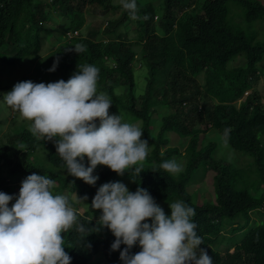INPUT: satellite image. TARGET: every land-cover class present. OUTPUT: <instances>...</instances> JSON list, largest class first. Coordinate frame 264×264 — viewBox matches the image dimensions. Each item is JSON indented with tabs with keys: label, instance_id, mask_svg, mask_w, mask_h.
Instances as JSON below:
<instances>
[{
	"label": "trees",
	"instance_id": "1",
	"mask_svg": "<svg viewBox=\"0 0 264 264\" xmlns=\"http://www.w3.org/2000/svg\"><path fill=\"white\" fill-rule=\"evenodd\" d=\"M232 2L238 5L239 12L230 19ZM136 4L139 18L135 39L124 37L128 33L122 28L131 18L123 9L118 18L107 21L102 32L101 21L86 35L63 44L66 33L85 28L88 14L107 17L122 7L113 0H0V50L6 45L15 47L10 64L30 58L47 61L52 67L58 61L56 70L48 72L57 73L64 81L77 73L78 65L96 66L98 93H107L112 104L141 121L143 138L152 147L149 164L143 165L139 176L133 175L136 166L121 176L98 165L93 175L99 178L95 185H88L68 175L64 161L56 153L55 140H38L27 129L15 135L7 132L0 140V192L18 198L10 185L13 178L16 181L33 173L47 175L55 180V191L77 194L80 199L87 197L88 208L83 213L75 208L77 219L86 228H95L102 214L91 208L97 190L126 177L131 192L143 188L158 205L183 201L192 207V220L203 239L200 247L213 264H264V223L257 222L264 219V188L259 197L251 192L254 183L257 190L264 187V107L255 90L264 75L259 66L264 62V43L258 41V32L245 29L258 21L264 28V0H162L161 15L153 2L141 6L136 0ZM50 12L62 15L63 29L55 28L61 37L50 54L41 58L43 43L52 37ZM77 45H82L84 51L76 53ZM106 57L115 61V68ZM239 59L245 63L233 66ZM136 62L140 68L148 69L147 89L141 97L135 94ZM201 75L205 76L204 84L199 81ZM247 91L250 93L245 95ZM124 96L126 101L121 99ZM154 114L160 121L157 135L152 127ZM95 123L99 126L100 122ZM225 129L229 130L226 139ZM210 132L219 134L231 150L249 158L242 160L243 164L239 160L216 159L217 142H203ZM170 133L188 139L183 149L186 165L179 175L158 168L161 162L181 156V147H169ZM38 149L45 152L47 166L32 161L41 156L34 154ZM84 163L87 166V158ZM201 169L203 177L215 173V198L202 203L199 197L201 203H196L188 187L197 180L193 181ZM14 203L10 201L9 208ZM160 207L171 215V210ZM241 216V221H235ZM249 225L253 226L240 242L223 243L226 237H233ZM62 237L71 264H101L91 262L97 255L108 264H123L120 252L126 246L121 244L119 250L112 251L116 238L107 228L81 234L74 225ZM141 250L137 243L130 255Z\"/></svg>",
	"mask_w": 264,
	"mask_h": 264
},
{
	"label": "clouds",
	"instance_id": "2",
	"mask_svg": "<svg viewBox=\"0 0 264 264\" xmlns=\"http://www.w3.org/2000/svg\"><path fill=\"white\" fill-rule=\"evenodd\" d=\"M120 3L131 19L139 18L136 0ZM106 26L107 23L101 25V32ZM80 34L82 31L68 32L66 38L72 40ZM103 38L108 43L105 35ZM9 47L15 53V47ZM74 50L79 54L84 48L77 45ZM105 59L116 67L112 58ZM57 64L58 61L49 71L54 72ZM98 74L94 65H78L77 73L67 81H23L4 95L7 106L32 122L27 130L34 138L55 140L56 153L64 161L68 175L88 185H95L98 180L93 175L98 165L121 176L136 166L133 175L139 176L150 150L148 141L141 139L143 131L139 126L123 122L120 114L109 115L112 101L107 93H98ZM6 90L10 89L0 87L1 96ZM228 134L225 129V139ZM158 168L169 174L183 171L175 160H165ZM11 182L18 198L0 192V264H71L62 233L74 225L81 234L110 230L116 238L111 250H119L121 244L126 246L120 252L123 264H213L207 251L200 247L203 239L192 220L195 210L183 201L168 204V216L147 190L138 187L133 193L123 183H105L91 203V208L102 212L97 227L86 228L78 222L77 210L68 198L52 193L56 182L49 176L33 173ZM12 200L15 203L9 208ZM78 200L85 201L87 197ZM148 220L151 223L145 222ZM137 243L142 250L130 255Z\"/></svg>",
	"mask_w": 264,
	"mask_h": 264
},
{
	"label": "rangeland",
	"instance_id": "3",
	"mask_svg": "<svg viewBox=\"0 0 264 264\" xmlns=\"http://www.w3.org/2000/svg\"><path fill=\"white\" fill-rule=\"evenodd\" d=\"M138 2H140L141 6H145L148 3L153 2L154 5L156 6V10H157L158 15L159 14L161 15L160 10H161L162 6L160 5V3H162V0H140V1L138 0ZM113 4L121 6L120 0H113ZM229 9H230L229 18L232 19L233 16L239 12V7L237 4L232 2L229 4ZM123 11L124 10L122 8L117 13H113V14L111 13V14L107 15V17L106 16H104V17L95 16L92 14H88L86 17L87 23H86L85 28L82 30V35H86V33L88 32L89 29L96 28V24H98L101 21H102V23H107L108 20H114V19L118 18L122 14ZM185 12H188V11H185ZM50 15H51L50 19L52 21V24L49 27H51L50 31H51L52 37L48 38L43 43L42 51H41V58H45L47 55L50 54L49 52L55 47L54 45H56V41H57L58 36L60 35V37H61V32L58 33L57 31H60L61 29H63L64 19H63L62 15L59 13L56 14L54 12H52V13L50 12ZM55 28H57L56 29L57 31H55ZM245 29L247 32H258V34H260L258 41L261 43H264V28H263L261 22L258 21L255 24L253 23V24L248 25L247 27L245 26ZM137 30H138V24L136 22V19L129 20L127 22V24L122 28V32L128 33V36L127 37L124 36V37L129 39V40H133L137 37V33H138ZM157 31L160 32L158 29H157ZM62 43L68 44L67 38L66 39L63 38ZM13 52H14L13 48L9 47V46H4L0 50V87L1 86H3V87L7 86L10 89V90L4 91L2 93V97L0 98V140H2L5 137V135L8 134L7 132L15 135L23 129H29L30 123H32L30 121L23 119L18 112L13 111V109L10 108L9 106H7V104L4 101V95L7 94L8 92H10L13 89L15 84H17L19 82H23V81H32L33 83L48 84V83H54V82L61 80L60 76L57 73L50 74L48 72V70L52 67H51V63L48 64L47 61H43V62H40L39 60L33 61L32 59L29 58V59L23 60L20 63H15V64L6 63L5 61L9 60L10 57H12L15 54ZM244 63H245V61L243 59H239L233 63V66H240V65H243ZM259 66L263 68V73H264V62L259 64ZM134 67H135L134 71H135V82H136L135 94L137 95V97H141L146 93L148 69L146 67L140 68L139 62H136ZM199 81H200V83L204 84L205 76L201 75L199 77ZM255 90H256L257 94L259 95V97L262 99L261 101H262V104L264 107V75L261 76V80H260L259 84L257 86H255ZM249 93L250 92L247 91L245 93V95H248ZM121 99H122V101H126L127 97L124 96ZM119 114L123 117V122L134 124V125H137L140 128H142L141 121L136 120L134 117L129 115L126 111L125 112L122 111L119 106L112 104L111 107L109 108V115H119ZM158 119H159L158 114H154V116H153V121H154L153 123L154 124L152 125L154 135H157L159 132V128H160L159 122L160 121H158ZM169 138H170V146L169 147H181V149H182L181 156H175L173 158V160L177 161L182 166V169L184 170L186 163H185V160L183 158V156H184V150L183 149L188 144V139H180V137L176 133H170ZM141 139L144 140L143 135L141 136ZM222 139H223L222 136H220L219 134H216V133H212V132L205 134V136L203 138V142L204 141L217 142L218 151L215 152L216 159L224 158V159H226V162H229L231 160H239L240 163L243 164L242 160H244L245 158H249L248 156H244L243 154H241L239 152L231 150V148L227 144V142L223 141ZM149 149L150 150L148 152V155H147L145 161L142 162L143 165L149 164V158L151 156L152 147L149 146ZM34 154H40L41 156H39V158H37V159L34 158L32 160L33 162H35L36 164H39V165L40 164H42L44 166L48 165L46 154L44 151H42V149H38ZM251 159L254 161V158H251ZM233 163L235 165H237L236 162H233ZM241 164L237 165V166L239 167V166H241ZM137 166H139V165H137ZM182 172H180V173H182ZM200 172H202V169L198 170L196 172L193 181L195 180V178H197V180L192 182L191 185L188 187V191L191 192L193 199L196 203H198L200 201L203 203L205 201H210L213 198H215L214 197L215 196V192H214V176H215V173L209 172L205 177H203V173H200ZM180 173L175 174V175H179ZM202 178H203V180H201ZM118 182L123 183L125 186H127L128 190L131 192L130 181L128 178L119 177ZM251 183H254V182H251ZM56 186L57 185L55 184L54 188L51 190L54 195L66 196L68 198L71 206L76 208V209H79L81 211V213H83L88 208L86 200L85 201L78 200V199H80L79 195H77V194L71 195L68 192H66V193L57 192V191H55ZM263 188L264 187L262 186V188L260 187L257 190L256 185L254 183L252 188H251V192L256 197H259L263 193ZM16 191L19 195L20 186L17 187ZM199 197H200V201H199ZM160 205L163 206L164 208L170 210L168 205L166 206L162 203ZM241 219H242V216L237 218L235 221L238 220V222H239V221H241ZM145 222L151 223L150 220L145 221ZM226 222H231V220H227ZM257 222H259L258 224H262V223H264V219L258 220ZM251 226H253V225H249L248 227H246V229L241 230L236 235H233V237H226V239H225V241H223V243L225 245H227L228 242L230 244H232L233 242L234 243L240 242L244 238L245 233H247L248 229ZM99 232H101V229L99 230ZM95 257H96V259L94 257L91 259L92 263L100 262L101 264H108L103 259V257L101 255H97Z\"/></svg>",
	"mask_w": 264,
	"mask_h": 264
}]
</instances>
